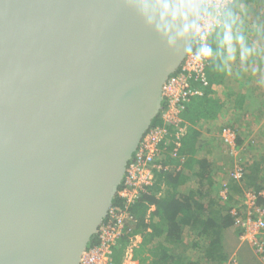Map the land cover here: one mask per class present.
I'll use <instances>...</instances> for the list:
<instances>
[{"label": "water", "instance_id": "obj_1", "mask_svg": "<svg viewBox=\"0 0 264 264\" xmlns=\"http://www.w3.org/2000/svg\"><path fill=\"white\" fill-rule=\"evenodd\" d=\"M204 2L0 0V264H79Z\"/></svg>", "mask_w": 264, "mask_h": 264}, {"label": "trees", "instance_id": "obj_2", "mask_svg": "<svg viewBox=\"0 0 264 264\" xmlns=\"http://www.w3.org/2000/svg\"><path fill=\"white\" fill-rule=\"evenodd\" d=\"M240 3L246 4L248 0L230 2L220 15L221 25L208 35L210 50L205 67L208 85L191 79L202 94L185 102L180 121H165L161 112L153 121V126L164 127L166 133L153 161L152 183L131 203L118 194L113 200L112 206L130 215L124 233L113 247L115 264L123 263L128 250L138 264H264L249 244L241 242L243 229L232 213L237 208L238 214H242L240 201L246 189L264 188V173L258 164L250 167L249 161L242 159L243 178L230 177L225 183L230 193L223 199L219 195L222 183L215 176L212 161L208 156L198 155L204 144H200L197 122L218 117L223 104L212 89L214 83L222 80L218 64L222 48L220 30L237 18ZM212 53H217L215 60ZM258 203L264 205L263 196ZM137 236L140 239L135 241ZM98 243L95 235L88 247Z\"/></svg>", "mask_w": 264, "mask_h": 264}, {"label": "built area", "instance_id": "obj_3", "mask_svg": "<svg viewBox=\"0 0 264 264\" xmlns=\"http://www.w3.org/2000/svg\"><path fill=\"white\" fill-rule=\"evenodd\" d=\"M233 0H205L202 14L198 22L194 47L187 54L180 69L172 74L163 85L162 117L168 122L180 121V113L192 96L202 94L201 88L194 87L192 78L198 79L204 86L208 85L205 67L209 55V33L221 25L222 10ZM197 43V47H195ZM166 129L153 126L144 136L139 148L130 161L125 179L118 191V195L127 203L135 201L141 190L153 181V161L159 152V143L163 139ZM222 141L229 147V152L235 158L234 167L229 176L235 180L243 178L245 167L240 158L237 144V131L230 125L221 128ZM230 189L222 184L219 195L227 199ZM263 191L246 189L241 197L240 206L242 214L234 208L232 213L236 216V223L243 229L240 240L249 244L264 260V205L258 203ZM130 218L126 210L111 207L108 216L99 226L96 233L99 243L87 247L81 255L79 264H115L113 261V247L118 238L124 233L126 221Z\"/></svg>", "mask_w": 264, "mask_h": 264}, {"label": "crops", "instance_id": "obj_4", "mask_svg": "<svg viewBox=\"0 0 264 264\" xmlns=\"http://www.w3.org/2000/svg\"><path fill=\"white\" fill-rule=\"evenodd\" d=\"M238 8L241 12L233 23L220 30L218 64L222 80L212 89L222 108L218 117L200 119L196 125L200 144H204L198 155L210 158L222 184L229 182V171L235 163L220 136L224 125L239 134L240 158L248 160L250 167L258 164L264 173V0H248ZM215 58L217 53H212ZM261 190L264 197V188Z\"/></svg>", "mask_w": 264, "mask_h": 264}, {"label": "rangeland", "instance_id": "obj_5", "mask_svg": "<svg viewBox=\"0 0 264 264\" xmlns=\"http://www.w3.org/2000/svg\"><path fill=\"white\" fill-rule=\"evenodd\" d=\"M139 239H140V237L137 236L135 241H138ZM128 254H130L129 250L125 254L124 261L122 264H138L137 262L133 261V259L131 258V255H128Z\"/></svg>", "mask_w": 264, "mask_h": 264}]
</instances>
